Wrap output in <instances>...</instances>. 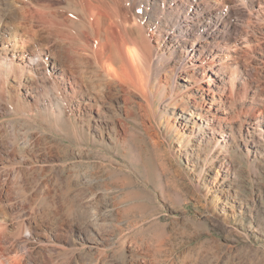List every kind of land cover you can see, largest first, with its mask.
Masks as SVG:
<instances>
[{
	"label": "rangeland",
	"instance_id": "374dc122",
	"mask_svg": "<svg viewBox=\"0 0 264 264\" xmlns=\"http://www.w3.org/2000/svg\"><path fill=\"white\" fill-rule=\"evenodd\" d=\"M43 1L76 48L83 26L65 15L76 0ZM262 17L226 88L212 86L223 103L195 137L162 93L152 113L131 114L114 91L96 96L105 82L91 67L77 69L86 87L74 101L69 83L45 78L48 58L38 84L2 76L0 252L15 264H264Z\"/></svg>",
	"mask_w": 264,
	"mask_h": 264
},
{
	"label": "bare ground",
	"instance_id": "6f19581e",
	"mask_svg": "<svg viewBox=\"0 0 264 264\" xmlns=\"http://www.w3.org/2000/svg\"><path fill=\"white\" fill-rule=\"evenodd\" d=\"M51 3L0 0V79L28 72L32 85L38 84L33 73L48 58L52 63L45 78L59 88L69 83L74 101L86 87L77 69L91 67L105 82V88L97 85L96 96L114 91L131 114L135 107L152 113L162 93L163 100L185 112L190 137L197 136L207 117H217L223 100L212 86L226 88L225 71L231 70L234 52L242 43L251 46L254 18L260 21L264 12V0H76L78 11L69 13L75 18L65 13L83 26L74 48L72 39L68 43L55 35ZM231 72L228 79L235 76ZM186 76L190 82L182 85ZM4 255L1 251L0 264H15L16 258Z\"/></svg>",
	"mask_w": 264,
	"mask_h": 264
}]
</instances>
